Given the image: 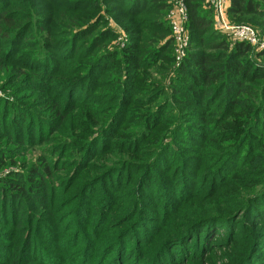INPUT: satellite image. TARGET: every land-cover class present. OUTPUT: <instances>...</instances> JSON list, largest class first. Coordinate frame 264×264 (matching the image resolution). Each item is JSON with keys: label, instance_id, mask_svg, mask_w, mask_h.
Segmentation results:
<instances>
[{"label": "rangeland", "instance_id": "1", "mask_svg": "<svg viewBox=\"0 0 264 264\" xmlns=\"http://www.w3.org/2000/svg\"><path fill=\"white\" fill-rule=\"evenodd\" d=\"M95 2V9L86 7L89 3L73 9L77 10V17L94 14L89 23L101 18L99 26L103 25L111 34L106 42L108 51L125 49L132 39L128 32L148 31L142 22L145 13L138 14L134 18L138 21L128 26L121 20L123 13L113 12L101 0ZM22 4V0H6L1 12L24 16L18 12ZM203 9L210 10L205 2ZM211 16L212 32L228 44H235L231 36L216 29L214 16ZM225 21L228 25L247 26L256 32V43H247V59H242V80L245 87L252 88L253 94L247 108H252V118L245 123V117L230 115L229 105L222 108L223 112L214 110L222 107L227 99L224 92H216L221 85L218 82L211 90L205 89V99L193 107L184 106L183 100L170 96V87L190 48L187 26L188 48L180 63L173 47L169 63L162 68H145L139 73L137 88L140 90L134 94V99L144 100L135 105L144 104L151 111L164 106L158 111V116H163L148 122L139 119L142 112L137 114L143 108L136 109L134 114L128 110L125 120L118 119L101 138L100 132L111 121L109 104L114 107L112 100L105 102L101 97L94 98L98 107L93 110L91 105L92 111L84 112L77 102L75 105L67 102L64 88L49 90L43 87L37 92L23 83L21 75L14 72L9 79L5 71H0V100L14 102L17 111L24 114L28 111L26 121L21 123L22 131L15 132L13 116L2 114L0 108V154L5 155L0 168V188L7 190V183L1 181L19 171L21 166L37 165L44 159L58 163L65 170L57 173L60 196L56 199L57 204L59 202L56 212L59 213L55 214L59 218L55 226L60 228L58 244L65 252L54 253L53 247L43 245L39 260L43 259L45 264H118L122 251L125 260L130 258L129 264H143L139 260L153 264L157 254L163 251V257L168 254L167 259H171L166 263L172 264H264V203L248 208L252 203L249 199L258 196L260 201L264 200V171H255L264 160V148L259 149L258 142L253 144L260 139L264 143V18L226 16ZM47 27L55 38L64 33L60 31L58 35L59 26L56 29L53 25ZM167 31L165 39L172 38L171 30ZM31 32L37 34L35 29ZM5 48L7 41L2 43L0 51ZM49 52L58 63L60 74L64 71L66 82L85 76V64L75 69L73 75L67 72L70 65L67 57L60 58L59 49L51 48ZM91 79L94 80L92 87L96 86L98 77L92 76L90 82ZM152 86L159 90L155 97L147 98L151 93L145 90ZM43 90L45 94L41 93ZM85 92H89V87H85ZM214 95L216 98L212 99ZM100 106L106 109L98 113L96 110ZM56 110L61 112L63 120L58 129L51 124L52 112ZM89 112L94 116L92 125L84 120L89 119L85 117ZM199 113L207 116L205 124L196 121ZM255 115L258 119L253 118ZM214 120L223 124L217 127ZM54 129L57 130L55 134L50 132ZM8 133L17 135V139L26 144L10 142L5 138ZM33 135L38 139L42 137L43 143L30 145ZM194 135L197 137L192 143L202 142L191 146L189 137ZM87 144L91 150L85 154L83 149ZM68 148H72V152L65 154L68 159L61 164L57 154ZM252 152L255 155L251 157ZM80 198L84 201L78 206ZM233 211L236 212L232 214ZM228 214L231 217L225 218ZM36 215L41 218L36 222L41 227L46 218ZM44 226L42 234L35 238L56 244L58 234L49 228L51 226ZM4 236L5 233L0 234V261L10 241ZM163 239L167 240L161 247ZM115 240L120 241L119 245L111 249ZM25 264L35 263L30 260Z\"/></svg>", "mask_w": 264, "mask_h": 264}, {"label": "trees", "instance_id": "2", "mask_svg": "<svg viewBox=\"0 0 264 264\" xmlns=\"http://www.w3.org/2000/svg\"><path fill=\"white\" fill-rule=\"evenodd\" d=\"M22 1L21 10L18 12L24 16H19L16 12H1L6 0H0V48L2 43L7 41V48L0 51V71H5L9 79L15 72L22 76L23 83H26L37 92L43 87V89L49 90L54 87H59V90L64 88L68 97L67 102L73 105L77 102V106L84 109V112L87 110L92 111L89 108L91 105L93 110L98 107V101H95L94 98L101 97L105 102L112 100L114 107L109 104L111 121L109 119L110 123L108 122L107 126L100 132V138L109 133L110 127L115 125L118 119L125 120V116H128V110L131 111V114H134L137 111L136 109L143 108L138 110L137 114L142 112L139 119H147L148 122H153L155 117L158 120L163 116L162 114L158 116V111L161 112L164 106L151 111L144 104L135 105V102L144 99L135 100L134 94L140 90L137 88L140 72L144 71L145 68L147 70L162 68L171 60L169 57L172 55L174 44L172 38L165 39V36L169 34L167 30L170 31V27L167 21L163 20L166 19L164 16L169 9L170 0H101L113 12L123 13L124 16L121 20L128 26L138 21L135 20L138 14L145 13L142 22H144V26L148 31L128 32L132 39L125 49L111 51H108L106 44L108 39L111 38V34L108 30H104L103 25L102 28L100 27V24H102L101 18L94 23H89L94 14L77 17V10L73 9L74 7L82 8L85 3H89V6L86 7H94L89 9H95L97 6L96 0ZM184 1L188 15L186 26L190 33V48L186 60L177 71V79L170 87V96L174 100H183L184 106L193 107L197 105V102L199 103L200 100L205 99V89L211 90L214 83L218 82L221 85L216 92H224L227 99L222 107L214 108L216 113L223 112L224 109L222 110V108L229 105L232 108L231 116L245 117L244 123L247 122L252 118V108L249 110L247 108L251 105L249 101L253 94L251 93L252 88L245 87V82L242 80L244 72L242 59H247L248 44L235 42L231 45L223 37L213 33L211 30V15L213 13L211 9H203L204 0ZM228 2L227 17L259 16L264 18V0H228ZM78 3H80L79 6H77ZM93 11L96 12L97 10ZM52 21H55V23L52 24ZM47 25H53L55 29L59 26L60 28L57 29L58 35L60 31H64V33L59 38H55ZM31 29L37 30V34L31 32ZM206 36L207 38H205ZM7 37L10 38L7 39ZM17 44L18 46L15 47ZM51 48L54 50L59 49L60 58L67 57L66 62L70 65L67 70L68 73L73 74L75 69L85 64V76L76 79L80 80L79 83H76V80L70 83L64 80V71L60 74L61 70H59L58 63L53 60L52 53L49 52ZM211 52L222 53L223 56L213 55ZM135 55L137 57H134ZM162 60L164 63L160 62ZM92 76L94 78L98 77L97 84L94 87L91 85L94 80L91 79L90 82ZM104 78L105 80H103ZM88 82L90 84H87ZM86 86L89 87V92H85ZM103 87L107 88L106 91L102 90ZM91 88L93 91H91ZM158 90L159 88L155 86L145 90V93H151L147 98L155 97ZM41 93L45 94L46 90L41 91ZM214 98H216V95L212 97V99ZM131 106L134 108H130ZM0 108H2V114L9 117L13 116L12 129L15 132L22 131L23 125L21 123L26 121L28 111L25 114L19 112L14 102L2 99L0 100ZM104 109L106 108L100 106V109L96 111L101 113ZM52 114L51 124L56 125L58 129L63 121L62 114L58 110L52 112ZM196 115L197 122L206 123L205 117L207 116L204 113ZM221 115H218V117ZM85 117L89 119L84 120L92 125L94 121L93 112H89ZM253 118L258 119L256 115ZM215 124L220 127L223 122L214 120ZM145 128H148V126L146 125ZM56 131L55 129L50 130L53 134ZM196 137L195 135L189 137L188 144L191 146L199 145L202 142L201 140L196 144L192 143V140ZM5 138L17 145L23 146L26 144L23 140L17 139V135L11 133L6 134ZM257 142L259 144L258 148L263 149L264 143L262 140L253 141V144ZM29 143L30 145L41 144L43 138L38 139L33 135ZM90 150L91 146L89 144L83 149L85 154ZM71 152L72 148L62 149L57 154L59 162L61 164L66 163L65 161L68 158L65 154ZM252 154L253 152L251 157ZM4 158L5 155L0 154V168L3 166ZM41 161L42 163L37 165L21 166L19 171L11 173L7 179L1 181V183H7L8 188L7 190L0 188V234L5 233L4 237L9 238L10 241L7 243L6 251H3L4 258L0 261V264H25L29 263L30 260L35 264H39V262L45 264L43 259H38L40 253H42L40 248L43 245L53 247L54 253L59 252V254H62L65 252L62 250L65 248L58 244L60 228H55L59 220L55 217V214L59 213L56 212L59 205L56 199L60 196L57 173L65 170L60 168L58 163H50L45 159ZM261 164L255 171H264V160L261 161ZM249 200L252 202L248 206L250 209L264 203V200L260 201L258 196ZM82 201H84V198L83 200L80 198L77 205L79 206ZM240 207L243 211L245 206L242 204ZM235 212L233 211L232 214ZM36 214H41L42 217L46 218L41 227L36 223L41 220V218L36 217L38 216ZM229 217H231L230 214L225 218ZM47 219L51 221H47ZM204 221L207 222L208 218H205ZM44 225L51 226L49 228L54 229L58 234L56 244H52L51 241L45 243L41 239L35 238V236L42 234ZM159 237L163 236L159 235ZM166 240L163 239L161 247ZM119 242L115 240L111 249L116 248ZM162 252L160 251L157 254L153 264H172L166 263L171 259H167L168 254L163 257ZM124 257L125 253L121 251L118 264L130 263V258L125 260ZM139 263L146 264L143 260H139Z\"/></svg>", "mask_w": 264, "mask_h": 264}, {"label": "built area", "instance_id": "3", "mask_svg": "<svg viewBox=\"0 0 264 264\" xmlns=\"http://www.w3.org/2000/svg\"><path fill=\"white\" fill-rule=\"evenodd\" d=\"M204 2L212 10L216 29L231 36L235 42L256 43V32L252 28L242 25L231 26L226 23L228 0H204ZM169 3L166 21L171 30L174 52L180 63L188 48L189 38L185 28L188 21L187 8L184 0H170Z\"/></svg>", "mask_w": 264, "mask_h": 264}]
</instances>
